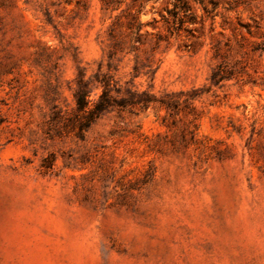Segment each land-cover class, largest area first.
<instances>
[{
  "label": "rangeland",
  "instance_id": "rangeland-1",
  "mask_svg": "<svg viewBox=\"0 0 264 264\" xmlns=\"http://www.w3.org/2000/svg\"><path fill=\"white\" fill-rule=\"evenodd\" d=\"M0 264H264V0H0Z\"/></svg>",
  "mask_w": 264,
  "mask_h": 264
},
{
  "label": "trees",
  "instance_id": "trees-1",
  "mask_svg": "<svg viewBox=\"0 0 264 264\" xmlns=\"http://www.w3.org/2000/svg\"><path fill=\"white\" fill-rule=\"evenodd\" d=\"M83 79L79 80V87L75 92L76 102H77V109L78 111H85L87 108V105L89 103L88 97L90 91L85 88V85L83 87ZM104 89L100 96L99 101L95 105L93 109L89 110V117L92 119L95 116H99L102 112L107 110L111 104V97H110V80L104 79L102 80ZM85 84V83H84Z\"/></svg>",
  "mask_w": 264,
  "mask_h": 264
}]
</instances>
